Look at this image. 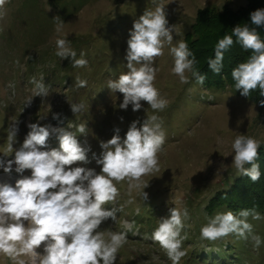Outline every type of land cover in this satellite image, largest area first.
I'll list each match as a JSON object with an SVG mask.
<instances>
[{"label":"rangeland","instance_id":"1","mask_svg":"<svg viewBox=\"0 0 264 264\" xmlns=\"http://www.w3.org/2000/svg\"><path fill=\"white\" fill-rule=\"evenodd\" d=\"M160 4L165 6L168 26L173 28V41L171 45L166 43L163 55L156 58L154 66L159 71L154 84L167 106L154 112L142 101L139 111H132L131 105L121 109L123 94L107 87L108 81L129 71L125 57L134 21ZM245 5V0H6L0 9V159L14 158L11 153L3 155L8 147V130L14 122L18 127L14 150L30 131L29 124L52 125L73 132L82 146L90 147L89 163L73 167L92 168L99 173L101 166L93 153L100 156L101 142L111 139L116 129L123 139L133 121H139V127L147 117L156 115L162 124L165 142L158 153L159 171L143 177V182L149 183L144 189L148 199H143V188L129 194L127 184L121 183L117 185L120 196L116 204L105 205L109 210L122 207V211L116 213L115 221H105L100 230L127 233V243L120 248L115 264H172L164 250L145 236L155 228L143 226L141 217L149 214L152 221L147 223L157 228L159 220L168 217L173 207L189 212L180 233L186 240L182 239L185 255L179 264H192L189 259L195 252L218 260L215 251H227L223 248L227 243L245 251L243 264H264V213L258 212L259 220L248 217L253 231L247 239L237 236L239 241H234L231 238L236 235L231 234L209 241L201 238L200 231L216 215L205 210L210 199L224 191L239 173L232 164L235 137L250 136L264 145V107L242 96L236 88L201 86L191 73H186L189 82L181 83L172 73L174 58L170 53L179 41L185 42L200 11L224 6L239 9ZM60 20L64 23L57 32ZM57 39L69 41L76 58L86 59L87 65L73 67L70 57L61 60L56 56ZM41 76L50 86L49 93L34 96L30 81L33 77L39 81ZM77 77L87 81L86 87H75ZM72 103H83L84 109L75 115ZM54 114H59V119H53ZM79 124L86 125L85 134L76 130ZM47 145L48 149L59 148L56 134L49 137ZM14 169L15 165L11 173H5L0 168V175L5 176L0 183L14 186L20 178ZM252 235L261 238L258 248ZM37 251L42 253L43 247ZM195 261L204 264L196 258ZM0 264L13 262L0 255Z\"/></svg>","mask_w":264,"mask_h":264},{"label":"clouds","instance_id":"2","mask_svg":"<svg viewBox=\"0 0 264 264\" xmlns=\"http://www.w3.org/2000/svg\"><path fill=\"white\" fill-rule=\"evenodd\" d=\"M5 3L6 0H0V9ZM250 22L256 27L264 26V9L250 13ZM63 23L60 20L57 24V32L61 31ZM256 27L235 26L232 35L225 34L217 42L215 56L208 60L209 69L220 74L224 53L234 43L233 36L245 51L252 53L231 73L236 90L244 97L256 89L264 97V40ZM172 33L162 4L154 10H146L134 21L125 57L129 71L117 80H109L107 85L123 94L121 109L127 110L131 105L132 111H139L142 101L154 112L167 106L154 84L159 71L154 65L156 58L163 55L165 44H172ZM56 47L55 55L61 60L70 57L73 67L87 65L86 59L76 58L77 53L66 39H57ZM170 53L174 58L172 73L181 83L189 82L186 73H191L201 86L205 83L207 77L195 69L197 61L186 42L179 41L170 48ZM30 82L34 85V96L48 95L50 86L44 83L43 76L39 81L33 77ZM86 85V80L76 78L75 87ZM259 105L264 107V99L259 100ZM70 106L75 115L84 109L83 103ZM53 119H59V114H54ZM158 121L156 115L147 117L139 127V121H133L123 139L116 129L111 139L101 142L100 156L93 153V159L101 166L99 173L92 168L73 167L78 163H89L91 149L82 146L77 136L63 127L29 124L30 131L21 146L14 150L18 132L17 122H14L8 130V147L3 153L5 157L11 153L14 158L0 159V168L11 173L15 165L14 170L20 178L14 186L0 183V255L13 264H115L120 248L127 243V233L100 230L105 221H115L116 213L122 211V207L109 210L105 205L116 204L120 196L117 185L121 183L127 184L129 194L143 188V199H148L144 189L149 183H144L143 177L159 171L158 153L165 142V132ZM69 127L73 126L69 124ZM76 130L85 134L86 125L79 124ZM52 134L57 136L58 149H48L47 141ZM231 147L236 170L253 183L257 182L261 177L260 165L256 162L261 141L237 135ZM25 171L30 175H24ZM169 213L168 217L159 220L151 239L164 250L172 264H179L185 255L181 250L183 238L180 233L189 212L186 208L173 207ZM249 216L261 219L254 209H242L238 216L232 211L218 213L201 227V238L216 241L235 234L247 239L253 231ZM128 230H131L130 226ZM252 240L257 248L262 242L258 235H252ZM41 247L42 253L37 251Z\"/></svg>","mask_w":264,"mask_h":264},{"label":"trees","instance_id":"3","mask_svg":"<svg viewBox=\"0 0 264 264\" xmlns=\"http://www.w3.org/2000/svg\"><path fill=\"white\" fill-rule=\"evenodd\" d=\"M245 2L246 5L239 9L224 6L220 10L200 11L191 27L192 31L185 35V42L197 61L195 69L207 77L202 86L220 89L235 88V82L231 76L232 70L240 63L246 62L252 53L245 51L235 36H233L234 43L224 53L223 68L220 74H214L209 69L208 60L214 58L217 42L225 34L232 35V29L235 26L247 24L250 28L256 27L250 22V13L257 9H264V0H245ZM256 31L261 39L264 40V26L256 27ZM192 79L196 82L194 77ZM247 98L254 103H259V100L264 99V97L260 96L259 89L253 90ZM256 162L260 165V179L253 183L247 176H243L239 172L228 182L224 191L215 193L210 199L205 209L207 214L213 215L232 211L238 216L242 209H254L256 212L264 213V145L259 149V157ZM246 167H250V165H246ZM138 217L137 219L139 220L140 216ZM141 218H144L146 223L144 224L143 222V226L150 227L149 230L156 229L152 223H147L148 220L152 221L149 214ZM141 224L139 221L138 225L140 226ZM151 234L145 233V236L151 237ZM234 237L231 239L239 241L237 236ZM219 247H223V245H219ZM223 248L227 249V251L221 252L220 248L215 251V256H218V260L212 259L210 256L208 258L207 253L195 252L191 253L190 259L187 257L186 261L189 259L190 263L196 264V258L199 261H203L204 264H243V260L247 258L245 251L241 247H232L231 244L227 243ZM233 261H236V263H233Z\"/></svg>","mask_w":264,"mask_h":264},{"label":"bare ground","instance_id":"4","mask_svg":"<svg viewBox=\"0 0 264 264\" xmlns=\"http://www.w3.org/2000/svg\"><path fill=\"white\" fill-rule=\"evenodd\" d=\"M0 178L4 179V178H5V176H4V175H0Z\"/></svg>","mask_w":264,"mask_h":264}]
</instances>
